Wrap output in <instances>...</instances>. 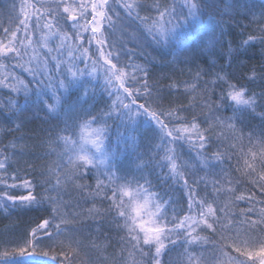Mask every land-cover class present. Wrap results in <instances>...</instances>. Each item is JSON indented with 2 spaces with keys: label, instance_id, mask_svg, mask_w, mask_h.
<instances>
[{
  "label": "snow or ice",
  "instance_id": "snow-or-ice-1",
  "mask_svg": "<svg viewBox=\"0 0 264 264\" xmlns=\"http://www.w3.org/2000/svg\"><path fill=\"white\" fill-rule=\"evenodd\" d=\"M10 10L0 210L41 215L0 238V264H264V3L13 0Z\"/></svg>",
  "mask_w": 264,
  "mask_h": 264
},
{
  "label": "trees",
  "instance_id": "trees-1",
  "mask_svg": "<svg viewBox=\"0 0 264 264\" xmlns=\"http://www.w3.org/2000/svg\"><path fill=\"white\" fill-rule=\"evenodd\" d=\"M17 5L19 4V0H15ZM238 4H245V5H254L257 9L259 6L264 3V0H235ZM13 3V0H0V20L6 21L7 18L12 15L14 16L15 13L11 12L10 5ZM225 19H228V15L225 14ZM236 20L240 21V26L243 27L244 25L250 24V17H246L242 14H236ZM7 23H4V27H7ZM228 29H226L227 31ZM240 29L233 27L231 29L232 36L236 37L237 40H239L241 37H239ZM246 31H252V27L250 26ZM231 38V37H230ZM208 59L207 55H204L202 57V62L206 61ZM261 62L260 56H259V46L256 49V53L253 55L252 60L250 61V64H259ZM221 63H223V60H221ZM157 72L159 71H169V69H161L157 67ZM243 71H248L247 68L243 69ZM71 99H75V94L71 97ZM254 123H258V119L253 121ZM37 122V126H38ZM115 133H112V136L114 137ZM142 147H148L147 143H144ZM11 195H23L25 194L22 191H13L10 193ZM40 213L36 211H30V212H23V211H16L12 214L11 217L7 216L5 213H3L2 210H0V238L4 237H17L22 236L24 231L26 229H29L31 227H35V223L38 221V218L40 217ZM7 228V233L4 232V229ZM15 245H10V247H14ZM50 251H58V249L50 250ZM21 264H27L26 261H24L22 258ZM39 264H59V260H54L52 256L49 257H40L39 258Z\"/></svg>",
  "mask_w": 264,
  "mask_h": 264
}]
</instances>
